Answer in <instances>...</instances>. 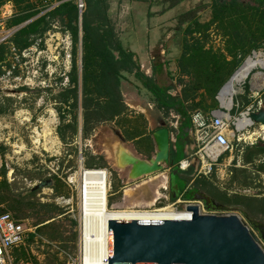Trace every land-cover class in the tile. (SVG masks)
Masks as SVG:
<instances>
[{"label":"built area","instance_id":"2783aa9c","mask_svg":"<svg viewBox=\"0 0 264 264\" xmlns=\"http://www.w3.org/2000/svg\"><path fill=\"white\" fill-rule=\"evenodd\" d=\"M72 1L78 9L79 18L86 8V0H44L45 12L53 10L63 2ZM42 13V14H43ZM14 31L1 33L0 39L6 41ZM74 41L71 32L54 20L45 35L38 38L31 46L16 51L8 57L10 67L4 66L0 77V92L13 96L16 101L10 114L0 116V145L7 147V174L10 168L19 170L26 166L40 172L35 179L39 183L46 178L58 177L70 189V195H55L53 187L43 188L41 202L52 201L71 213L78 221V253L58 247L54 242L39 236L44 245L56 249L64 256L62 264H108L109 245L98 240L96 231L86 233V203H95L98 182L104 178L107 186L106 207L114 210L117 203L109 204L112 194V183L108 168H89L85 166L82 145L78 146V165L75 168L63 167L62 158L69 152L61 139L59 131L62 124L59 103L54 95L70 82ZM254 63L248 70L246 63ZM231 84V91L222 97L223 89ZM249 86L250 93L245 86ZM264 92V44L248 54L235 69L229 79L216 95L219 107L207 118L201 112L192 116L195 140L194 157L198 166L193 178L179 197L170 203L167 185L158 190L154 207L168 203L173 209L187 211L188 205H197L202 214H213L224 211L208 209L201 200L188 199L185 194L197 178H212L223 182L233 174L234 168H246L250 164L243 161L246 146L264 143V125L255 122L252 113L264 106L261 93ZM245 94L249 103L244 106L237 100ZM53 97V98H52ZM32 99H35L33 102ZM224 100V103H223ZM230 101L231 105L228 104ZM31 105H33L31 107ZM24 137L30 141H26ZM30 142V143H29ZM227 155L223 162L222 157ZM70 156V155H69ZM37 157V160H35ZM54 160L55 162L51 161ZM34 162V164H33ZM257 163H264V155ZM1 163V162H0ZM1 165V164H0ZM178 167L186 171L190 167V158L180 160ZM66 169V170H65ZM264 186V172L258 171ZM226 178V179H225ZM168 184V183H167ZM48 190V191H45ZM247 192V191H244ZM77 206V208H75ZM95 211L94 208L88 210ZM239 217H241L238 214ZM36 227L28 226L23 220L15 219L10 213L0 215V264H14L12 249L24 244L29 233H35ZM92 236L93 243L87 244V236Z\"/></svg>","mask_w":264,"mask_h":264},{"label":"trees","instance_id":"16d2710c","mask_svg":"<svg viewBox=\"0 0 264 264\" xmlns=\"http://www.w3.org/2000/svg\"><path fill=\"white\" fill-rule=\"evenodd\" d=\"M9 1H12L16 6V12L8 17L5 28L14 29L31 18H33V20L23 27L15 30L6 42L4 41L0 43V77L5 72L3 67L11 66V63L8 62L7 59L12 55L13 49L21 51L31 46L38 40V38L45 35V32L51 27V23L55 19L59 20L64 29L71 31L76 52V44L79 42V13L74 2H63L53 10L43 13L46 9L43 2L44 0H0V7ZM95 3L103 9V5L106 2L105 0H95ZM210 10L211 18L208 21L202 23L200 22V19H194V21L187 27L186 32L191 34L192 41L184 44L183 52L179 59L180 72L188 75H191L192 72H196L198 75V83L194 82L192 83L193 85L186 87L187 89H185L184 92V99L182 98V100L172 97L168 98L166 95L165 97L163 96L164 98L161 97L163 99V101H161L165 104L167 109L174 108L176 112H180L183 115H189V109H194L200 106L203 99H200L199 102L195 101V97L200 95L198 93L200 89H204V99L206 97L212 99L215 98L214 96L217 95V91H219V89L225 84L240 63L243 62L242 60H244L252 50L258 49L264 44V0H212ZM99 15L102 16V18L97 20V25H93L89 15H86V13L83 14V79L84 90L87 94H91L93 92V89L89 88L88 83L95 82L98 94L104 95L111 89H108L109 85H107L105 81L107 80L106 70L113 68L111 60L114 59V55H112L113 52L110 49L108 41L113 39L114 35L112 33V29L109 28V26H106L107 22L104 20L103 10L100 11ZM212 25L220 30L223 37L226 39L224 51H213L211 48L205 47L206 39L209 37L208 30ZM194 33L198 34L197 37L193 36ZM186 38L187 37H184V39ZM106 39L109 40L107 41ZM120 52L121 54L125 53L124 50H120ZM228 56L231 57L230 60L227 59ZM91 65L97 68L96 71L98 70L99 72L94 75L92 74L93 71L90 73L88 70ZM119 78H121V76ZM74 79L75 78H73V80ZM200 81L203 82V84H200ZM102 84L105 85L107 90H100V86L102 87ZM110 91L111 93L109 94H115L112 90ZM262 99L264 101V92L262 93ZM15 101V98H11L3 92H0V116L10 114ZM188 101H191V105L189 107L185 105V102ZM89 109L90 108L87 105L85 114L87 118L91 119L92 117H89L88 115L90 114ZM125 109L126 106L121 102L119 94L116 92L115 101L111 100L106 102V106L102 107V113L105 114L106 119L111 120L114 119L115 116L121 115ZM88 124L89 125H87V127L90 129L95 126V123L91 124L90 122ZM65 126L66 129L75 130L74 124L69 123ZM60 133L63 139L67 136L66 130L63 133L60 130ZM5 149L6 148L3 145H0V154L4 153ZM262 155H264V144L262 143L246 146L243 153L244 161L246 163L253 162V165L256 166L254 167L256 171L264 172V163H255L256 157H261ZM180 159L181 157H179V160ZM105 165L106 163L103 159L97 162V166L99 167H103ZM16 171L17 173H20L19 170ZM251 173V170L248 168H235L232 180L236 179L240 175L243 178L241 185L251 187L255 184V186H260L257 185V183H253L255 182L254 179L249 180ZM20 174H24L25 177L30 179L36 178V175L38 178L41 177V175L37 173L33 174L30 172H24ZM114 175L116 176V173ZM0 176V215L3 213H10L11 211L12 216L15 219L23 220L21 211L29 208L32 209V212H35V214L38 215H42L43 212L45 214H49L51 212L54 213V215H51L47 219L34 224L33 227H36V231L35 233L28 234L26 239L28 245L33 241L35 235L46 236L50 241L67 242L69 240L76 239V231L71 232L69 237H65L64 232L60 231L58 227L51 225L54 220L48 222V220L57 218L64 213L61 206L57 205L55 202H41L39 197H37L40 190L29 191V188L18 190V183L16 181L13 183L8 182L7 168L5 165L0 169ZM256 176L258 177L259 174H256ZM176 179L180 190L178 194L179 196L187 187L190 178L187 179L176 175ZM210 179L217 180L215 176ZM60 183L64 184V182L59 181L57 178L54 186L55 195L61 194ZM195 184L197 188L206 190L210 193V195H212V197L227 205L240 204L245 208L248 206L251 209L253 208L254 210L256 209L259 211V205L264 201V197L248 194H234L235 196H238L237 198L227 190L222 191L216 183L210 182L209 178L196 179ZM66 193H68V191H66ZM185 196L188 199L193 198V194L189 191L185 194ZM175 198L172 197L173 200ZM260 199L261 202H258ZM159 206L161 207L160 204ZM248 212L253 217V213H251L250 210ZM24 244L13 249L14 264H20L21 260L25 259L26 245L24 246ZM64 247H68V245L64 243L63 248ZM65 249L69 250V248ZM55 259L57 261L60 260L57 252Z\"/></svg>","mask_w":264,"mask_h":264},{"label":"crops","instance_id":"0c3cea01","mask_svg":"<svg viewBox=\"0 0 264 264\" xmlns=\"http://www.w3.org/2000/svg\"><path fill=\"white\" fill-rule=\"evenodd\" d=\"M129 2H133V5L132 4L131 5L134 7V9L131 10V17L129 18L131 22L129 21V24L124 25V27L122 28H118V24L116 25L113 24L116 20L118 21V19L116 12L114 11V6L111 3L106 2L103 5V9L101 7H97L99 12L98 11L96 12L100 14V11L103 10V17L104 20H106L107 22L106 26H109V28L112 29V33L114 35L113 38H115V39H110V41H108L110 49L113 52L112 55H114V59L111 60L112 61L111 64L113 65V68H109L108 70H106L107 80L105 81V83L109 85L108 89L111 88L110 90L115 92V94L113 95L109 94L111 93L110 90L104 95L98 94L96 89L97 85L93 81H92L93 83H88L89 88L93 89V92L91 94H87L84 90V79H83L84 67H83V46H82L83 33L80 34L82 32V20H80L79 18L80 37H79V42L76 44V52H75V47L73 51L72 68L69 73L70 82L67 87L58 90L54 95V98L59 103H61L58 106L59 110L62 112L61 126L63 124L66 125L69 123L75 125L74 131L71 129H66V135H67L66 138L76 136L75 140L76 138L77 139L80 138V140L83 141L85 140L84 142H86L87 139H89L90 142H95L96 139L99 138L100 143H102L101 147L103 148L102 154L104 155L102 154L98 155L91 150V156L95 159V164L94 166L85 165L86 167L100 168L99 166H97V162L103 159L106 165L101 168L110 169L112 166L114 170V165L109 164V162L107 161L108 157L110 156L107 153L108 152L107 148L109 147L107 141L112 142L114 137L117 138V135L115 134V132L117 131L123 135L126 141L129 142L130 144L129 146L132 147L137 152V150L134 147L136 143L133 144L131 142L137 141L140 137H142V135L141 136L133 135L134 131L136 133L138 132L137 127L133 129L134 126L136 125L133 121L130 122L126 121L125 123L126 125L124 126V128L128 129V127H130L133 130L129 129L130 131L125 134H123V132L112 123H114L115 120L119 119L121 116L124 117L127 111H131L130 112L131 114H137L138 116L143 117V119H145L146 122L145 124H148L146 126V129L150 130L149 127L153 121L156 122V127H158L162 121H166L165 116H163L164 113L168 110H172L178 114V121L171 128L172 132L174 133L173 139L174 141H177L179 146L177 157L178 159L179 157H181L180 160L190 158V167H188L187 170L185 171L186 172L185 175L187 174H189L188 176L193 175V173L197 169L198 162L194 157H192L193 152L195 150L192 116L195 112H201L205 117L207 118L211 117L212 112L219 107L218 100L216 99V95H215L214 96L215 98L213 99L211 98L212 103L206 105V107H209L207 108V111H203L201 109H197L194 111L188 110L189 115H183L180 112H176L174 108L167 109L165 107V104L162 103L163 101L162 98H164L165 95L168 98L170 97L175 99H179V98H176L177 96L172 95L170 91L168 92L167 90L169 88L166 87V85L165 87H163L159 81L155 80L156 79L155 77L160 76V73L164 71L163 69L165 66L164 64L165 58H169L170 55H173V53L176 52V51L173 52L172 48L174 47H176L177 49L182 48L183 40L171 39L169 32L175 31L176 33H174L175 34L174 36L180 38L182 37V33H181L182 27L185 26L182 31H186L187 27L192 22V20L200 19V18L195 17L193 19H189L188 23L184 22L182 23V25L177 26V23L181 22V20L184 19L183 14L187 12L186 11L182 15L178 16V13L179 11H181L184 1L181 2L179 0H129ZM122 20L124 21L125 18H123ZM126 26L129 27L130 29L129 30L123 29L126 28ZM122 31L123 33L119 35V32ZM78 44L80 48L79 50L77 49ZM120 50H124L125 53L121 54ZM96 69L97 68L93 67L92 69L90 68L88 71H90V73L91 71H93L92 74L94 75L99 72L98 70L96 71ZM120 76L121 78H119ZM73 78L75 79L73 80ZM108 78L110 81L108 80ZM157 80H159V78ZM101 89L107 90L105 85L103 84L102 87L100 86V90ZM68 91L72 92V94H70L69 96L66 95ZM147 91L150 94V96L146 94ZM116 92H118L119 99L126 106V109L121 115L115 116L114 119L109 120L106 119L105 114L102 113V107L106 106V102L108 101L111 100L115 101ZM218 92L219 91H217V93ZM237 100L240 102L239 98H237ZM87 105L90 108L89 109L90 114L88 115L89 117H92L91 119L87 118L85 114ZM242 105L244 106L245 104ZM32 106L33 105H31V107ZM90 122L91 124L95 123V126L92 129L87 127V125H89L88 123ZM103 122L104 124L106 122V124H111V125L107 127L104 126V128H100V125ZM189 124L191 125V130L188 132V130L185 128ZM105 128H109V131H106ZM60 130L61 129H59V131ZM177 135L180 138L179 140L177 139L178 137ZM77 136H79V138ZM103 142L105 144H103ZM81 145L83 150L82 153L84 155L85 149L83 148H86L87 144L83 143ZM89 145L92 146L90 143ZM5 148L6 149L4 153L0 154V162H1L0 169L4 165L6 166L7 159L5 157V153L8 149L7 147ZM76 148H77L76 156H78L79 148L78 147ZM176 152L177 151H175V153ZM261 157L260 156L256 157L255 163H257L256 161ZM84 158L86 162V157L84 156ZM247 164H250V166L246 168L256 167L255 165H253V162ZM236 169H244V168H236ZM234 171L235 168L233 169V173ZM255 172L256 174H259L258 171ZM119 175L121 178H123V180H125L126 175H123L122 173H119ZM57 178L58 177L52 178L54 180V185L51 187L54 188ZM191 179L192 177L190 178L189 182L191 181ZM230 179H232V176H230L229 179L224 180V183L230 181ZM240 179L241 181L243 180V178ZM256 181L257 180H255V183ZM234 185H236V187H239L237 186L236 182L234 183ZM65 186L68 188L66 184ZM240 186L244 187L243 185H241V182H240ZM30 188L31 187H29V190ZM66 194L70 195L69 188H68V193H64L63 195ZM48 202H52V201H48ZM64 213H68V212L65 211ZM45 239L49 240L48 238ZM51 242L57 243L56 241H51Z\"/></svg>","mask_w":264,"mask_h":264},{"label":"water","instance_id":"95a60500","mask_svg":"<svg viewBox=\"0 0 264 264\" xmlns=\"http://www.w3.org/2000/svg\"><path fill=\"white\" fill-rule=\"evenodd\" d=\"M251 116L264 125V106ZM115 134L117 138L107 141V161L126 175V184L164 172L168 178V169L173 180L185 175L178 167V143L166 121L152 132L155 151L149 157L140 156L121 133ZM53 185L54 180L46 178L29 191ZM173 188L175 198L180 190ZM193 198L204 200L209 209L228 213L202 214L197 205H188L193 212L190 219H108V264H264V222L253 218L243 205L224 204L205 192Z\"/></svg>","mask_w":264,"mask_h":264},{"label":"rangeland","instance_id":"374dc122","mask_svg":"<svg viewBox=\"0 0 264 264\" xmlns=\"http://www.w3.org/2000/svg\"><path fill=\"white\" fill-rule=\"evenodd\" d=\"M32 1H36V0H32ZM179 1H181V2L184 1V2H183V6L181 8V11H179V13L177 12L178 16L182 15L186 11L187 12L185 14H183L184 19L181 20V22H178L177 26L182 25V23H184V22L188 23L189 19H193L195 17L200 18V22H202V23H205L206 21H208L211 18V12H210L211 10L210 9H211L212 0H179ZM105 2L111 3L114 6V11L116 12L118 21L116 20L113 24H115V25L118 24V28H122V27H124V25H128L129 21L131 22V20L129 18L131 17V10L134 9V7L132 6L133 2H129V0H105ZM169 4H170V2H169ZM174 4H175V2H174ZM97 7H99V5H97L95 3V0H86V8H85L83 14L86 13V15H89L90 20L92 21L93 25H97L98 24L97 20L102 18V16H100V15H98V13H96L97 11L99 12ZM14 12H16V6L14 5V3L12 1H9L0 7V36L2 35L1 33L5 32V31H15L18 28L23 27L24 26L23 24H28L29 22H31L33 20V18H31L28 21H26L25 23H23L22 25H20L19 27H15L14 29H7V28H5V26L7 24V20H8L7 17L9 15L11 16ZM83 14L81 16V20H82ZM123 18H125L124 21L122 20ZM55 20L59 21L58 19H55ZM193 21L194 20H192V22ZM184 27H182V29H181L182 37H180V38H177L176 36H174L175 35L174 33H176L175 31L169 32L171 39L183 40L182 48L181 49H177L176 47L172 48L173 52L174 51H176V52H174L173 55H170L169 58H165V60H164L165 66L163 69L164 71L162 73H160V76L155 77L156 81H159L163 87H165V85H166V87L169 88L167 91L168 92L170 91L172 95L177 96L176 98H179L180 100H182V98L184 99V92H185V89H187L186 87H188L189 85H193L192 83H194V82L198 83V77H197L198 75L196 72H192L191 75H188L186 73H181L179 70V59H180L182 52H183V46L185 43L192 41L191 34H188L186 31H182L184 29ZM175 28H174V30H175ZM123 29L129 30L130 28L126 26V28H123ZM168 31H170V30H168ZM122 33H123V31L119 32V35H121ZM208 33H209V37L206 39L205 47L211 48L213 51H220V52L224 51L226 39L223 37L222 32L220 30H218L214 25H212L210 27V29L208 30ZM80 34H82V32ZM197 35L198 34H196V33L193 34V36H195V37H197ZM184 37H187V38L184 39ZM113 39H115V38H113ZM106 40L108 41L109 39H106ZM1 42H2V40L0 39V43ZM77 49L78 50L80 49L79 44L77 46ZM227 59L230 60L231 57L228 56ZM92 67H94V66L91 65L90 68H92ZM158 78H159V80H157ZM199 83L203 84V82H201V81ZM139 87H140V85H139ZM245 90L247 93L248 92L250 93L248 85L245 86ZM198 93L200 95L195 97V101L199 102L200 99H203L200 106H198L197 108H194V109H189V110L193 111L196 109H201L203 111H207V108H209V107H206V105H209L210 103H212V100L209 97H206L204 99V96H203L204 89H200ZM70 94H72V92L68 91V93L66 95L69 96ZM146 94L148 96H150L148 91L146 92ZM260 95H262V93ZM9 97L14 98L13 96H9ZM247 97L248 96H246L245 94H242V95H239L237 98H239V100L242 104H248L249 100ZM146 98H147V96H146ZM34 100L35 99H32L31 101L33 102ZM146 101H147V99H146ZM185 103H186L185 105L187 107H189L191 105V101H188ZM130 112L131 111H127L125 113L124 117L121 116L119 119H116L115 122L112 124H114L116 127H118V129H120L123 132V134H125V133H128L130 131L129 129H131L130 127H128V129L124 128V126L126 125L125 124L126 121L127 122L133 121L136 124L133 129H135V127L138 128V132L136 133L134 131L133 135H138V136L142 135V137H140L137 141H133L131 143H133V144L136 143V145H134V147L140 156L149 157L152 154V152L155 151V144H154L153 139H152V132L154 131V129L156 127V122L153 121L149 127L150 130H153V131L147 130L146 126L148 124H145L146 123L145 119H143V117L138 116L137 114H131ZM163 116H165L166 122L168 123L169 126H171V128L178 121V114L172 110L166 111ZM110 125L111 124H106V122L104 124V122H103V123H101L100 128H104V126L107 127ZM60 129H61L62 133L65 132V130H66L65 124L60 126ZM105 129H106V131H109V128H105ZM133 129H131V130H133ZM91 134H93V133H91ZM173 135H174V133H173ZM75 137L76 136L66 138V136H65V138L63 139L61 136L62 142L65 145V149L68 150L69 155H70V156L69 155L64 156L62 158L63 161H60L61 171L65 165H66V169H67V167L75 168L77 166L78 158L76 156V149H77L76 147L80 146V143L81 144H83V143L87 144V147L83 148V149H85L84 150V156L86 157L85 165L94 166V164H95V159L91 156V150L98 155L102 154L103 148L101 147L102 143H100L99 138H97L95 142H90L89 139H87L86 142H84L85 140L84 141L80 140L79 136H77L79 139L76 138V140H75ZM88 138H91V137H88ZM24 139L26 141H30V140L26 139L25 137H24ZM89 143L92 146H90ZM103 144H105V143L103 142ZM127 144L130 145L128 141H127ZM102 155H104V154H102ZM226 157H227V155L222 157L220 159V161L223 162ZM242 159H243V156H242ZM35 160H37V157H35ZM51 161L55 162L54 160H51ZM243 161H244V159H243ZM33 164H34V162H33ZM248 169L251 170V172H252L250 174L249 180H253V179L257 180L256 183H257V185H260V186H255V184H254L251 187L250 186L241 187L240 185H238V184H240L239 182H241V179H240V178H242L241 176H238L234 180L230 179V181H227L225 183H224V181L221 182V181H219V180L217 181L215 179L214 180L209 179V181L212 183L213 182L216 183V185L222 191H224V190L229 191L230 193H232L233 196H235L234 194H237V195L248 194V195L264 197V186L262 184V178H260V176H258V177L256 176V172H255L256 170L254 167L248 168ZM9 171H10V169L8 170L7 180L9 183H13L14 181H16L18 183V187H17L18 190H24V189H27V188L32 187L35 184H37L34 182V180L36 178H38L37 175L35 176L36 178L30 179V178L25 177L24 174H20V173H24V172H30L33 174L36 173L31 168L29 169L28 166H26L24 169H19L20 173H17V171L14 170V173L12 174V176L9 174ZM109 171L111 174L110 175V181L112 183V193H113V195H111L109 197L110 206L112 203L118 204L123 200L122 197H123L124 191L126 189L133 188V187H135V188L139 187V185L143 181H147L151 177H155V175H157V174H155L154 176H151L150 178H144L143 180L138 181V182L133 183V184H126L125 181L123 180V178L120 177L119 173L116 172V170H113L112 166L109 169ZM166 172L169 173L168 178H167V181L169 184L170 170L168 169V170H166ZM115 173H116V176L114 175ZM117 173H118V175H117ZM37 174L41 175L40 172H38ZM188 175L189 174L181 175V176L186 177L187 179L191 178V177L193 178L192 175H190V176H188ZM197 179H200V178H197ZM59 181H62V180L59 179ZM234 181L236 182L237 186H239V187H236V185H234V183H235ZM113 183H114V185H113ZM253 183H255V182H253ZM188 184H189V182H188ZM60 185H61V189H60L61 193H63V194L66 193V191H68V188L65 186V184L60 183ZM190 186L196 187L195 182H193ZM45 191H48V190H45ZM244 191H247V192H244ZM42 192H43V189H40V191L37 194V197H39V200H40L39 194L43 195V194H41ZM168 193L169 192L167 190V194ZM178 197L179 196H177L175 199H177ZM235 197L238 198V196H235ZM172 201H173V199L171 198L170 203ZM258 202H261V199L258 200ZM263 202H261L259 205L260 206L259 211H257L256 209L254 210L253 208L251 209L248 206H246L250 210V212L253 213V218H255L256 220L261 221V222H264V215H263L264 214L263 213L264 212V203ZM48 203H51V202H48ZM168 203H164V204H160V205L164 206V205H167ZM156 207H160V206L157 205ZM75 208H77V206ZM116 208L118 209L120 207H116ZM152 208H155V207H152ZM29 209H31V208H29ZM29 209H25V210L21 211L23 221L28 226H34L35 223H38L39 221L45 220L48 217H50L51 215H54V213H52V212L49 214H45L43 212L42 215H38V214H35V212H32V209L31 210H29ZM61 209L63 212H65V210L62 207H61ZM10 213H11V211H10ZM217 213H221V212H217ZM236 214L237 215L239 214L242 217L241 219H245V217L243 216V214L241 212H237ZM53 220H54V222L51 223V225L58 227L60 231L64 232L65 237H69L71 235V232L76 231V234H77L76 239L69 240L67 242L56 241L57 242L56 244L58 245V247L63 248V244L65 243L66 245H68V247H64V249L69 248V250L71 251L72 254H77L78 253V232H79L78 221L73 218L71 213H63L61 216H59L57 218L48 220V222L53 221ZM42 237H46V236H42ZM26 241L24 244V246L26 245L25 246L26 257H25V259L21 260L20 264H62L64 256L63 255L60 256L55 248L48 246V245H44L42 242V239L39 237V235H36L35 238L33 239V241L29 245ZM13 251L14 250L12 249L11 255L14 258ZM56 252L58 253V258L60 259L58 261L55 259Z\"/></svg>","mask_w":264,"mask_h":264},{"label":"bare ground","instance_id":"6f19581e","mask_svg":"<svg viewBox=\"0 0 264 264\" xmlns=\"http://www.w3.org/2000/svg\"><path fill=\"white\" fill-rule=\"evenodd\" d=\"M254 63H246L245 69H249ZM231 91V84H228L223 91L222 97H225ZM224 103V100H223ZM231 105L230 101L228 102ZM15 169L10 168L9 174L12 176ZM167 176L165 173H160L155 177H151L147 181H143L139 187H133L124 191L123 200L115 205L114 210H109L106 207L107 186L104 178L98 182V188L95 189V203H86L87 215L85 217L86 233L88 230L96 231L98 240L107 242L109 245V226L108 219H149V220H176L190 219L192 211H181L173 209L171 205L154 207V203L158 197V190L161 187H166ZM120 207V208H116ZM94 208L95 211H88ZM92 240V236H87V244ZM93 243V241H91Z\"/></svg>","mask_w":264,"mask_h":264},{"label":"flooded vegetation","instance_id":"af4514ba","mask_svg":"<svg viewBox=\"0 0 264 264\" xmlns=\"http://www.w3.org/2000/svg\"><path fill=\"white\" fill-rule=\"evenodd\" d=\"M185 129H187L188 130V132L191 130V125L189 124ZM170 174H171V172H170ZM179 176V175H178ZM181 176V175H180ZM173 185H175L176 187H178V182H177V179H174L173 180V178L171 177V175H170V180H169V184H167V189H168V195H169V198H172L173 197ZM189 192L190 193H192L193 194V197L195 196V197H199V196H201V194L202 193H206V194H208V195H210V193H208L206 190H203L202 188H197V187H195V186H193V187H191L190 189H189ZM211 197H212V195H210ZM214 198V197H213ZM192 199H194V198H192ZM215 199V198H214ZM217 200V199H216ZM202 202H203V204L207 207V205H206V202L204 201V200H201ZM208 208V207H207Z\"/></svg>","mask_w":264,"mask_h":264}]
</instances>
